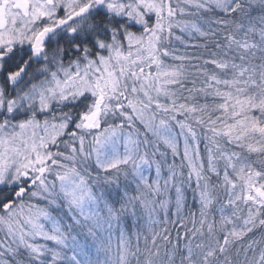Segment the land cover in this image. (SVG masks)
Returning a JSON list of instances; mask_svg holds the SVG:
<instances>
[{
    "label": "snow or ice",
    "instance_id": "6c2138e0",
    "mask_svg": "<svg viewBox=\"0 0 264 264\" xmlns=\"http://www.w3.org/2000/svg\"><path fill=\"white\" fill-rule=\"evenodd\" d=\"M0 264H264V0H0Z\"/></svg>",
    "mask_w": 264,
    "mask_h": 264
}]
</instances>
